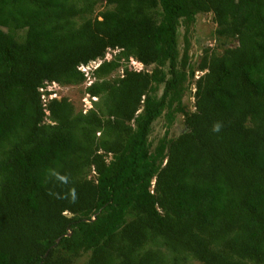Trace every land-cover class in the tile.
<instances>
[{
    "label": "trees",
    "instance_id": "1",
    "mask_svg": "<svg viewBox=\"0 0 264 264\" xmlns=\"http://www.w3.org/2000/svg\"><path fill=\"white\" fill-rule=\"evenodd\" d=\"M0 264H264V0H0Z\"/></svg>",
    "mask_w": 264,
    "mask_h": 264
},
{
    "label": "rangeland",
    "instance_id": "2",
    "mask_svg": "<svg viewBox=\"0 0 264 264\" xmlns=\"http://www.w3.org/2000/svg\"><path fill=\"white\" fill-rule=\"evenodd\" d=\"M102 3L99 2L95 6V12L101 10ZM209 22V17L203 16V17H197L195 20V23L192 25V30L186 35L189 43L190 48L188 50V54L191 57L190 63L195 64L198 60V58L201 55V49L205 47H209L213 41L211 38L208 37L207 34H209L211 30ZM183 29L179 28L178 35H177V48H178V55H181V50L183 46ZM109 56H112V53L110 55H107V58ZM150 67H147L146 70H150ZM117 73H120V70L117 72H114L112 75H116ZM200 74L197 71L193 72V80L197 78ZM91 81V80H88ZM189 82V85L192 87V81L190 79H187ZM87 83V80L85 81ZM84 84V83H83ZM186 84V82H185ZM83 85L82 86H71V87H55V86H49L46 88L47 91H53L56 99H60L62 97L68 99L70 103L73 105L74 109L77 111L80 109L84 110V107L88 108L90 107V102L88 101L85 94H83ZM192 93L188 90L185 91V93L182 96V103L188 110H192ZM153 131L150 133L149 138L154 139L153 144L156 142L157 138L164 133L165 129L161 127L160 122L155 121L152 124ZM185 130V127L183 123L181 122L180 116H177L172 125L169 127L167 133L168 138H174L178 134L182 133ZM84 258V257H82Z\"/></svg>",
    "mask_w": 264,
    "mask_h": 264
},
{
    "label": "clouds",
    "instance_id": "3",
    "mask_svg": "<svg viewBox=\"0 0 264 264\" xmlns=\"http://www.w3.org/2000/svg\"><path fill=\"white\" fill-rule=\"evenodd\" d=\"M98 65V61H96V62H93V61H90L89 63H88V65H86V66H80L78 69L80 70V71H87V70H89V69H92V68H94L95 66H97ZM87 81H88V79H86ZM52 97H55V96H53L52 95ZM219 127H220V125L219 124H217V125H215L214 126V131H218L219 130ZM60 179H64L63 177H60ZM152 182H153V180H152Z\"/></svg>",
    "mask_w": 264,
    "mask_h": 264
},
{
    "label": "water",
    "instance_id": "4",
    "mask_svg": "<svg viewBox=\"0 0 264 264\" xmlns=\"http://www.w3.org/2000/svg\"><path fill=\"white\" fill-rule=\"evenodd\" d=\"M67 216H68V215H67ZM69 233H70V232H69V230H68V234H69ZM68 234H67V235H68ZM56 241H57V240H56Z\"/></svg>",
    "mask_w": 264,
    "mask_h": 264
}]
</instances>
